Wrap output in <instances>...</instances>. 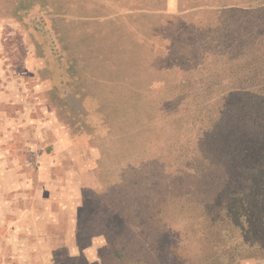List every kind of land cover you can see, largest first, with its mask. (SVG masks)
Returning a JSON list of instances; mask_svg holds the SVG:
<instances>
[{
	"label": "rangeland",
	"instance_id": "374dc122",
	"mask_svg": "<svg viewBox=\"0 0 264 264\" xmlns=\"http://www.w3.org/2000/svg\"><path fill=\"white\" fill-rule=\"evenodd\" d=\"M126 1L0 0V90L14 93L0 96L2 151L41 200L55 187V201H82L81 229L107 238L98 262L62 264H264L263 241L233 217L250 214L239 200L263 156L237 87L256 75L264 0H134L169 11L135 53L128 29L86 38L49 16Z\"/></svg>",
	"mask_w": 264,
	"mask_h": 264
},
{
	"label": "crops",
	"instance_id": "0c3cea01",
	"mask_svg": "<svg viewBox=\"0 0 264 264\" xmlns=\"http://www.w3.org/2000/svg\"><path fill=\"white\" fill-rule=\"evenodd\" d=\"M126 2L130 3L127 7L119 8L118 5L112 4L107 10L97 14L89 9L75 10L72 6L71 10L58 17L56 14L49 16L63 21L64 28L56 25V29H72L75 30L73 32L85 37V29H95L89 35L94 38H96L94 33L101 29L104 34L112 29H128L133 41L132 53H135V50L141 47L140 45L148 44L145 40L149 38L143 29H154L151 17L168 14L169 11L132 8L134 0ZM137 18H144V20L138 21ZM75 21L83 22L88 27L82 28ZM91 22L94 23L91 24ZM108 50L104 48L102 52ZM142 81L146 80L132 74V83ZM153 81L165 82L166 80ZM2 84L5 88V83ZM9 86L12 85L9 84L8 89L0 90V96L3 93L14 96ZM134 91L144 92V90L136 89ZM134 96L132 91L128 94L126 90L119 95L123 98ZM6 143L5 137L0 136V264H62L75 257L84 258L88 263L101 260V249L106 245L107 238L104 234L92 235L89 234V230L81 229L84 203L80 201L73 204L72 196H66L64 202L55 201V187H52L49 198L41 200L40 190L24 183L27 176L16 163L19 161L18 156L15 153L2 151L1 147ZM28 203L34 205H29L30 208H28L25 206ZM41 206H44L43 210H40ZM62 214L68 215V220L63 225L68 232L66 237L57 238L52 230L62 227Z\"/></svg>",
	"mask_w": 264,
	"mask_h": 264
},
{
	"label": "trees",
	"instance_id": "16d2710c",
	"mask_svg": "<svg viewBox=\"0 0 264 264\" xmlns=\"http://www.w3.org/2000/svg\"><path fill=\"white\" fill-rule=\"evenodd\" d=\"M254 49L257 52H261V55H258L257 53L254 61L256 67V75L252 77L254 80H242L243 84L241 86H238L237 88L245 90L244 99L242 101L243 109L250 106V109L248 110L258 115L256 119H258L260 122L257 125L256 132H258L262 137L263 156L257 159V161L255 162V166L252 168L250 175L248 176V179L244 183L246 186H250V190L248 192L246 191V197L239 200V203L243 205H249L248 207L250 214L247 217L244 215V213H240L239 209H237L238 213H235L233 217L237 223L243 221L248 223L246 229L243 232V236L246 234L256 233L264 243V77L259 79L258 74L259 65L261 67H263L264 65V44L262 42H258L257 47ZM258 104L262 105L261 109L255 108V106H257ZM248 121L253 123L251 118L248 119ZM239 184L240 183L236 185ZM240 194L243 195V192L240 191ZM260 214H262V217L260 216ZM252 220L255 221L251 222ZM262 246L263 247L261 248V252L264 254V245Z\"/></svg>",
	"mask_w": 264,
	"mask_h": 264
}]
</instances>
